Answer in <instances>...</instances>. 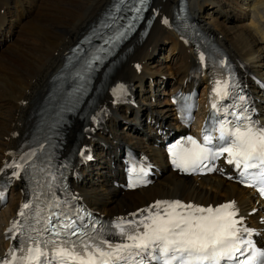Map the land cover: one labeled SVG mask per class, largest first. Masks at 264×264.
Masks as SVG:
<instances>
[{
	"label": "bare ground",
	"instance_id": "obj_1",
	"mask_svg": "<svg viewBox=\"0 0 264 264\" xmlns=\"http://www.w3.org/2000/svg\"><path fill=\"white\" fill-rule=\"evenodd\" d=\"M186 2L201 30L225 49L243 74L264 77V0ZM110 3L111 0H0V169L11 159L10 152L18 148L26 132L32 102L46 95L49 80L62 66L67 50L91 23L101 18ZM175 3L176 0L155 1L159 12L149 34L141 42L129 43L131 48L122 63L102 85L95 107L102 111L104 124L92 137L80 140L93 149L97 161L86 167L80 181L73 185L80 191L82 201L100 214L121 215L158 198L178 197L199 204L231 198L246 202L248 208L253 203L248 190L215 176L181 178L164 171L153 186L144 190L123 193L112 185L118 179L116 151L122 144L146 145L156 164L165 163L161 151L151 147L156 136L150 124L155 113L165 112L169 119L168 100H161V95L183 85L193 63V49L179 40L174 28L161 23ZM210 9L217 16L210 13L206 18ZM166 46L174 54L168 64L157 59ZM19 55L25 60L23 68L19 67ZM135 64L140 66L139 72ZM156 74L169 77L156 79ZM118 80L135 84L134 103L112 105L110 90ZM77 122L71 127L66 147L74 139ZM19 188L12 189L6 209L0 212V256L8 246L5 227L23 199ZM263 216L258 214L256 219Z\"/></svg>",
	"mask_w": 264,
	"mask_h": 264
},
{
	"label": "snow or ice",
	"instance_id": "obj_2",
	"mask_svg": "<svg viewBox=\"0 0 264 264\" xmlns=\"http://www.w3.org/2000/svg\"><path fill=\"white\" fill-rule=\"evenodd\" d=\"M218 131L216 143L207 134L203 145L192 141L194 150L183 158L184 170H195L204 160H214L227 153L228 162L240 169L242 182L257 187L264 195V126L252 121L249 115H243L236 121L221 122ZM28 208L29 204L25 203L18 215L23 216V210ZM141 211L146 213L141 220L128 222L130 233L121 228V237L131 244L94 240L91 243L81 240L77 244L68 240L42 241L30 236L28 239L35 247H25L21 241L9 253L10 260L0 261V264H127L130 256L140 257L137 264H143L145 259L149 264L153 260L158 264H264V251L257 250L241 235L242 232L251 235V231L237 226L240 221L236 219L234 202L205 209L182 205L179 201H158ZM12 224L9 232L20 222ZM246 253V259L241 260L240 256Z\"/></svg>",
	"mask_w": 264,
	"mask_h": 264
},
{
	"label": "rangeland",
	"instance_id": "obj_3",
	"mask_svg": "<svg viewBox=\"0 0 264 264\" xmlns=\"http://www.w3.org/2000/svg\"><path fill=\"white\" fill-rule=\"evenodd\" d=\"M188 5H189V3H188ZM215 11V10H214ZM214 11H212V9H210L207 13H206V18H209L210 17V13L211 14H213V16H217V15H214L215 13H213ZM217 11V10H216ZM224 12V11H223ZM222 16V15H221ZM223 16H225V13H224V15ZM216 18V17H215ZM214 18V19H215ZM214 19H211V20H214ZM27 36V35H26ZM169 47L168 46H166L163 50H161V52H160V54L158 55V58L160 59V60H162V61H166L165 62V64H168V62L167 61H169L170 59H171V57L174 55L173 54V52L172 51H169ZM171 50V49H170ZM17 59H18V62L21 64V66H19V67H21V68H23L24 67V62H25V60H24V58H22V57H20V55L19 56H17ZM169 59V60H168ZM161 61V62H162ZM164 66V65H163ZM162 66V68H164ZM161 67V66H160ZM159 75V76H158ZM156 79H158V77H160V76H162V77H169L168 75H166V74H156V75H153ZM158 102H160L161 103V101H158ZM123 131V130H122Z\"/></svg>",
	"mask_w": 264,
	"mask_h": 264
}]
</instances>
